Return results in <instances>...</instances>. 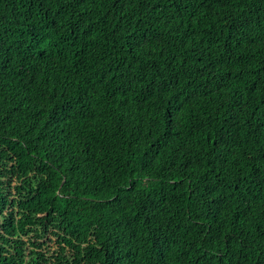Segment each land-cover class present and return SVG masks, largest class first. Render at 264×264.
I'll list each match as a JSON object with an SVG mask.
<instances>
[{
    "label": "trees",
    "instance_id": "16d2710c",
    "mask_svg": "<svg viewBox=\"0 0 264 264\" xmlns=\"http://www.w3.org/2000/svg\"><path fill=\"white\" fill-rule=\"evenodd\" d=\"M0 264H264V0H0Z\"/></svg>",
    "mask_w": 264,
    "mask_h": 264
}]
</instances>
